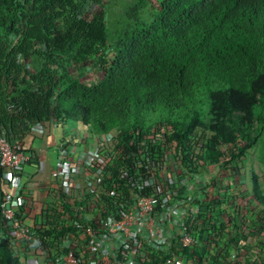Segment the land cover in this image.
I'll use <instances>...</instances> for the list:
<instances>
[{"label":"trees","instance_id":"obj_1","mask_svg":"<svg viewBox=\"0 0 264 264\" xmlns=\"http://www.w3.org/2000/svg\"><path fill=\"white\" fill-rule=\"evenodd\" d=\"M99 1L0 0V130L7 140L21 142L51 119L79 122L100 137L115 131L110 150L100 154L96 185L77 198L58 188V205L45 224L33 226L31 242L47 259L55 247L50 236L102 229L138 196L202 193L214 196L206 208L215 209L216 195L231 193L204 185L189 190V181L177 186L171 175L163 177L172 155L200 175L207 163L238 164L260 142L264 147V0H160L148 19L140 16L144 0H137L112 29L104 9L95 8ZM107 40L112 56L102 75L82 83L70 69ZM250 181L261 211L246 224L239 205L237 218L220 221V228L232 227L224 230L226 241L243 240L244 230L264 235L263 189L256 173ZM6 224L0 214V264H19ZM212 228L201 231L208 244ZM258 245L264 250V240ZM21 246L29 249L26 241ZM227 250L216 244L169 254L226 264ZM148 257L142 264L160 261L158 254Z\"/></svg>","mask_w":264,"mask_h":264},{"label":"built area","instance_id":"obj_2","mask_svg":"<svg viewBox=\"0 0 264 264\" xmlns=\"http://www.w3.org/2000/svg\"><path fill=\"white\" fill-rule=\"evenodd\" d=\"M32 130L34 129L29 132ZM68 146V140L54 146L58 156L56 168L58 188H63L67 195L77 198L86 194L90 186L96 185L95 178L99 172L97 165L103 166L104 164L99 158L100 154L110 149L109 145L103 144L100 151L95 150L90 155L86 167L79 169L76 162L68 158ZM25 164H35L36 167H41L30 149L26 148L22 142L8 141L0 130V187L13 182L16 174ZM22 195L19 193L2 197L0 214L6 221V226L8 225L9 245L14 242H28L29 249L25 252L31 253L30 264H38V256L43 252L36 249L31 242L34 227L26 223L22 217H17L18 208L24 204ZM216 196L221 200V204L215 209L206 208L208 201L214 196L209 195L206 199V195L202 193L180 190L168 193L166 196L156 194L138 196L131 207L117 212L122 213L120 218L107 219L102 229H94L91 226L84 228L81 235L88 239L91 255L79 253L75 248L77 237L67 232L48 238L55 247L51 258H45V261L47 264H142L145 259L151 261L149 257L146 258L147 255L158 254L160 261L157 264H195L191 259L184 258L183 253L182 255L169 254V250L177 248L180 252L182 249L191 251L208 245L214 247L216 244L222 247L228 246L225 254L226 264H256L261 258L264 260V250L258 245L261 240H264V235L254 237L249 230H244L246 238L243 240L237 243L231 239L230 241L225 240L223 233L232 231V227L222 225L223 229L220 228V221H223L217 215L218 211L222 210L223 203L231 202L225 200H231L235 195L227 193ZM237 209L236 206L232 210H226L227 218L236 217ZM46 213V216L51 215L48 210ZM236 218L235 221H240ZM202 219L204 226L200 225ZM242 222L249 224L246 220ZM211 224L215 225V228H212L210 236L212 241L208 244V237L201 231L205 226L211 227ZM1 237L3 233L0 225Z\"/></svg>","mask_w":264,"mask_h":264},{"label":"crops","instance_id":"obj_3","mask_svg":"<svg viewBox=\"0 0 264 264\" xmlns=\"http://www.w3.org/2000/svg\"><path fill=\"white\" fill-rule=\"evenodd\" d=\"M65 123V120L51 119L25 134L21 142L35 154L36 160L41 164V167L38 168L35 164H25L14 177L13 182L0 187V199L6 195L23 194L24 204L20 206L19 212L25 222L31 226L38 227L41 224H45L47 221V210L49 212L52 207L58 205L56 196L59 182L56 174L58 156L54 150V146L68 140V158L73 159L82 152L81 149L85 145L94 143L100 137L95 135L88 127L82 126L79 122L75 121L70 122L72 130L68 132L65 128ZM249 156L251 157V155ZM197 184L198 187H202V182L198 181ZM259 185L263 189L260 182ZM190 186L189 190L195 188V185L190 184ZM211 193H216V191H212ZM231 193L240 199L236 203H223L222 210L218 211L219 218L226 220V210H232L240 205L246 212L244 219L249 222L254 220L257 212L261 211V206L256 202L257 193L253 192L252 185L245 192L234 191ZM262 196H264V191L262 192ZM86 218H89V216H86ZM78 243L89 245L88 239L81 234L77 238ZM22 244L14 242L10 244V247L17 254L19 264H30L31 253H26V250L21 246ZM37 263L47 264L43 253L38 256ZM256 264H264L263 258L258 260Z\"/></svg>","mask_w":264,"mask_h":264},{"label":"rangeland","instance_id":"obj_4","mask_svg":"<svg viewBox=\"0 0 264 264\" xmlns=\"http://www.w3.org/2000/svg\"><path fill=\"white\" fill-rule=\"evenodd\" d=\"M135 1L137 0H100L95 3V8L104 9L105 24L109 29H112L113 25L121 18L125 8ZM159 1L160 0H144L143 8L140 12L141 18L148 19L158 8ZM111 56L112 52L108 47L107 40L96 45L94 51L77 61L70 71L74 75L81 73L80 81L86 85H93L96 83L97 78L102 75V68ZM65 124L66 130L70 132L72 130L70 121L67 120ZM114 135L115 131H112L110 135L99 137L94 143L92 142L90 145H85L81 149L82 152L78 154V156L74 157L72 162H76V166L78 165L79 169L86 167L89 162L90 155H92L95 150L100 151L103 144L110 145ZM259 144L262 148L261 142ZM259 144L255 148L251 149V157L248 156V159L244 162L240 161V163L238 162V164H234L232 161L225 160V162L221 161V163L218 164L207 163L202 167L200 175H192L188 171L184 170V168L180 165L178 158L174 159V155H172L169 161L170 169H166L162 175L163 177L168 174L171 175L177 186L187 183L190 179H192L189 183L197 186L198 181L202 182V187L204 185L203 188L206 189V191L225 190L226 192H243L247 191L248 187L251 185V174L256 173L264 191V157H261L262 151L264 152V147L260 150L261 148L259 147ZM76 246L77 247L75 248H77L79 253L84 255L92 254L90 245L78 243ZM91 259H93V257Z\"/></svg>","mask_w":264,"mask_h":264}]
</instances>
